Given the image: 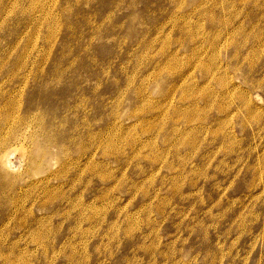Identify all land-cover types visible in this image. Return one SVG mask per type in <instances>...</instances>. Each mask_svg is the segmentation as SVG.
<instances>
[{
  "label": "rangeland",
  "instance_id": "rangeland-1",
  "mask_svg": "<svg viewBox=\"0 0 264 264\" xmlns=\"http://www.w3.org/2000/svg\"><path fill=\"white\" fill-rule=\"evenodd\" d=\"M24 75L0 264H264V0H0Z\"/></svg>",
  "mask_w": 264,
  "mask_h": 264
},
{
  "label": "bare ground",
  "instance_id": "bare-ground-1",
  "mask_svg": "<svg viewBox=\"0 0 264 264\" xmlns=\"http://www.w3.org/2000/svg\"><path fill=\"white\" fill-rule=\"evenodd\" d=\"M19 81H21L22 83L18 87L13 89L14 92H10L8 89L0 90V118L1 117L4 118L3 121H1L0 125L2 127L4 126L5 128L10 127L11 129H13V128H17L18 126L29 124L31 122V123H35L36 124L37 129L40 128L41 130H44L42 136L45 134L46 127H48V126H49V130H50V134H51L52 127H53L52 122H50L49 124L45 123V115H43V113L42 114L41 113L37 114V113H34L35 111L31 113L30 112L31 110L25 109V105H24L25 103L23 101L24 100V96H25V75L23 77H21ZM0 88H2V87L0 86ZM5 90H6V92H5ZM10 93H12V94L10 95ZM24 129H26V128L24 127ZM7 137H6V139H3L2 135H0V145L1 144L2 145H6L8 143V141L12 138V137L7 138ZM13 137H15V135ZM9 148H11V147H8L7 149H9ZM7 149L3 150V152L6 151ZM15 149H16V147H15ZM19 149H21V147ZM19 149H17V150H19ZM14 151H16V150H14ZM22 151H24V150L22 149ZM34 154H36V153H34ZM3 157H4V155H3ZM6 157H7V154H6ZM38 157L39 156H37V158ZM5 158H3V159H5ZM6 160H8V159H6ZM9 160H10V158H9ZM8 163H9V161L6 163V165ZM34 163H36V161ZM8 166H9V164H8Z\"/></svg>",
  "mask_w": 264,
  "mask_h": 264
}]
</instances>
